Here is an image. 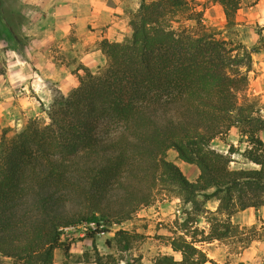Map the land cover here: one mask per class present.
Returning a JSON list of instances; mask_svg holds the SVG:
<instances>
[{"label": "trees", "instance_id": "trees-1", "mask_svg": "<svg viewBox=\"0 0 264 264\" xmlns=\"http://www.w3.org/2000/svg\"><path fill=\"white\" fill-rule=\"evenodd\" d=\"M213 1L231 26L239 0ZM129 25L123 41H100L101 65L81 66L77 85L52 98L47 123L30 119L0 137V256L7 264H67L54 260L55 249H70L61 227L102 220L87 234L93 239L150 205L159 190L189 209L166 240L180 257L162 253L151 264H205L212 260L198 244L231 235V222L219 215L264 204V102L244 92L249 53L216 38L187 0H140ZM232 128L246 142L238 153L254 167L232 168L235 146L211 145ZM169 149L197 167L194 180L167 159ZM210 199L218 203L205 233L193 224ZM138 235L118 229L112 239L127 251ZM101 259L96 252L93 261Z\"/></svg>", "mask_w": 264, "mask_h": 264}, {"label": "rangeland", "instance_id": "rangeland-1", "mask_svg": "<svg viewBox=\"0 0 264 264\" xmlns=\"http://www.w3.org/2000/svg\"><path fill=\"white\" fill-rule=\"evenodd\" d=\"M187 1L192 7L201 11L202 24L207 30L213 32L216 38L225 40L228 46L235 48V51L244 50L249 53L248 83L244 92L262 104L264 102V0H239L234 23L229 27L226 24L222 7L217 2L213 0ZM28 4L27 0L0 1V79L5 74L7 59L15 58L16 54H23L20 48L27 45L28 36L24 33L23 27L28 20L27 12L30 9ZM32 70L34 72V67ZM73 73L77 78V73L75 71ZM45 89L44 94L49 101L43 105L40 98L27 88V84L12 86L13 104L10 108L13 123L0 127V137L3 133L9 136L14 131L22 129L30 119H36L41 124L47 123L46 109L52 98L60 94L66 95L72 90L63 93L52 80L46 82ZM19 90L23 93H19ZM16 94L18 97H32L33 100L39 101L40 105L36 103L33 107L29 104L24 106L22 102L18 104ZM41 109L43 113H40ZM25 110H31L28 111L31 115L25 114ZM31 112H36V114L32 115ZM260 136L264 141V132ZM229 144H233L237 150L231 155L233 161L230 166L232 168L255 166L238 153L246 147V142L244 138H240L236 128H232L221 137L214 138L211 142L214 148L224 152ZM166 157L175 163L180 161L173 149L167 151ZM181 170L189 180L193 179V173L190 170L184 167ZM69 199L74 204L81 201L77 197H69ZM217 203L215 199L208 200L205 206L207 211L196 214L197 221L193 226L207 233L210 230L211 212L216 209ZM188 209L189 204L182 203V200L173 192L159 190L154 193V199L150 205L139 208L130 219L120 224L110 225L109 231L96 234L93 239L87 234L82 235L80 231L62 234L61 239L70 243L69 253L65 255L62 249H55L54 260L57 263L66 261L67 264H96L93 261L96 252L102 257L101 264H125V259L130 260L133 257H139L138 262L142 264H151L152 260L162 253L173 254L176 258L180 257L179 253L170 250L166 240L168 236L175 235L174 232L179 230L178 224L186 217ZM219 216L231 222L233 226L231 235L198 244L212 260L205 264H264V204L258 208L237 210L229 217L225 214ZM102 224L105 226L104 223ZM118 229L139 234L131 241V246L127 251H120L115 240L112 239ZM192 231L193 227L190 226L189 234ZM200 236L201 233L197 234L196 238ZM86 258L89 261H85ZM8 260L0 256V263L7 264Z\"/></svg>", "mask_w": 264, "mask_h": 264}, {"label": "crops", "instance_id": "crops-1", "mask_svg": "<svg viewBox=\"0 0 264 264\" xmlns=\"http://www.w3.org/2000/svg\"><path fill=\"white\" fill-rule=\"evenodd\" d=\"M139 2L27 0L30 9L23 27L28 36L27 45L20 48L23 54L7 59L5 74L0 79V127L13 123L10 108L13 104L12 86L27 84L43 105L49 101L44 94L46 82L52 80L63 93L70 91L77 85L73 71L81 74V66L93 69L104 62L101 40L121 42L130 35V12L138 7ZM19 93L23 92L19 90ZM16 101L24 106L40 105L39 101L29 96L18 97ZM28 111L31 110H25V114L31 115ZM40 113H43L42 109ZM176 164L181 169L190 170L192 180L197 177L195 165L181 160Z\"/></svg>", "mask_w": 264, "mask_h": 264}, {"label": "built area", "instance_id": "built-area-1", "mask_svg": "<svg viewBox=\"0 0 264 264\" xmlns=\"http://www.w3.org/2000/svg\"><path fill=\"white\" fill-rule=\"evenodd\" d=\"M102 227H103V224L101 223V221L98 223L94 220H84V221L77 222L75 224H70V225L61 227L60 229L62 231V234L80 231L82 232V235H84V234H88L94 231L95 229H101ZM99 233H102V232H99Z\"/></svg>", "mask_w": 264, "mask_h": 264}]
</instances>
